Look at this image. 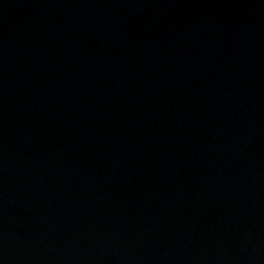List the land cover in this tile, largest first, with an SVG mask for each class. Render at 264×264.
I'll list each match as a JSON object with an SVG mask.
<instances>
[{"label": "water", "instance_id": "95a60500", "mask_svg": "<svg viewBox=\"0 0 264 264\" xmlns=\"http://www.w3.org/2000/svg\"><path fill=\"white\" fill-rule=\"evenodd\" d=\"M0 264H264V0H0Z\"/></svg>", "mask_w": 264, "mask_h": 264}]
</instances>
